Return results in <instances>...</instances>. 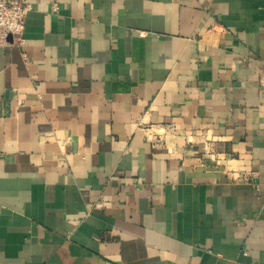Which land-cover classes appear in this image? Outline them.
<instances>
[{"label":"crops","instance_id":"1","mask_svg":"<svg viewBox=\"0 0 264 264\" xmlns=\"http://www.w3.org/2000/svg\"><path fill=\"white\" fill-rule=\"evenodd\" d=\"M27 1L0 264H264V0Z\"/></svg>","mask_w":264,"mask_h":264},{"label":"built area","instance_id":"2","mask_svg":"<svg viewBox=\"0 0 264 264\" xmlns=\"http://www.w3.org/2000/svg\"><path fill=\"white\" fill-rule=\"evenodd\" d=\"M31 12L27 0H0V46H10V38L21 45L26 21ZM141 33V36H146Z\"/></svg>","mask_w":264,"mask_h":264}]
</instances>
